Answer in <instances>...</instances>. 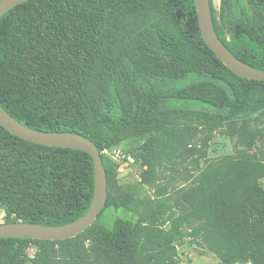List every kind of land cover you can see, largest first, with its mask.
<instances>
[{
	"label": "trees",
	"instance_id": "obj_1",
	"mask_svg": "<svg viewBox=\"0 0 264 264\" xmlns=\"http://www.w3.org/2000/svg\"><path fill=\"white\" fill-rule=\"evenodd\" d=\"M155 1L166 8L155 30L158 58L169 71L180 70L152 78L143 102L126 109L109 74L106 100L82 105L109 27L131 0H29L0 19V107L32 130L87 138L102 162L106 140L163 126L137 148L143 186L154 195L128 201L109 195L107 186V203L133 213L136 223L118 219L106 229L95 221L78 236L108 264H178L177 248L186 240L218 264H264V127L250 122L264 109V82L241 79L218 61L202 39L193 0ZM244 1L257 48L237 52L220 33L209 0L212 25L232 55L264 71V0ZM216 131L233 143L234 154L207 157ZM189 157L191 171L183 166ZM168 169L172 174L163 176ZM160 176L165 184L157 183ZM93 190L88 154L31 144L0 127V212L18 219L5 224L71 223L87 212ZM25 242L63 241L0 239V260Z\"/></svg>",
	"mask_w": 264,
	"mask_h": 264
},
{
	"label": "rangeland",
	"instance_id": "obj_2",
	"mask_svg": "<svg viewBox=\"0 0 264 264\" xmlns=\"http://www.w3.org/2000/svg\"><path fill=\"white\" fill-rule=\"evenodd\" d=\"M131 6L115 18L110 27L99 55L97 56L83 94L82 105L91 109L107 97L106 80L113 76L118 95L126 109L137 100L143 102L153 92L150 83L156 75L172 76L179 72L159 60L161 44L155 36L158 22L165 16V7L155 0H131ZM220 33L237 52L253 51L258 45L252 42L254 31L250 25L251 16L244 0H212ZM252 127H264V109L250 115ZM163 126L141 129L138 134L124 132L106 140L103 144V164L110 174L109 195L124 200H137L144 195L152 197L154 189L143 186L146 168L137 152L138 146L149 136L160 132ZM200 145H196V148ZM257 147L260 144L257 143ZM264 149V144L262 145ZM207 157L219 159L234 154L233 143L219 131L213 133L207 145ZM183 166L191 171L192 158H185ZM170 169L163 176H169ZM160 176L157 183L165 184L166 177ZM175 183V187L181 185ZM264 189V181L261 182ZM174 193V192H173ZM175 194V193H174ZM136 223L137 217L116 203H107L97 224L111 229L118 220ZM18 221L16 216H6L0 212V224ZM143 257L141 262H145ZM178 264H218L217 258L201 249L192 241L177 248ZM0 264H108L96 251V246L84 237L71 242L55 244H35L25 242L13 245L4 253Z\"/></svg>",
	"mask_w": 264,
	"mask_h": 264
},
{
	"label": "water",
	"instance_id": "obj_3",
	"mask_svg": "<svg viewBox=\"0 0 264 264\" xmlns=\"http://www.w3.org/2000/svg\"><path fill=\"white\" fill-rule=\"evenodd\" d=\"M29 0H0V19L13 8ZM199 30L205 45L218 61L237 77L264 82V71L253 68L232 55L217 36L210 14L209 0H193ZM0 127L25 142L59 149L77 150L88 154L93 161L94 190L87 212L79 219L61 226H47L25 222L1 223L0 239H28L35 241H65L78 237L98 219L107 203V177L98 148L87 138L74 133H50L32 130L12 118L0 107Z\"/></svg>",
	"mask_w": 264,
	"mask_h": 264
}]
</instances>
